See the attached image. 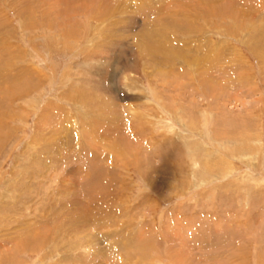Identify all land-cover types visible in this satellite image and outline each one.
Listing matches in <instances>:
<instances>
[{
    "label": "rangeland",
    "instance_id": "374dc122",
    "mask_svg": "<svg viewBox=\"0 0 264 264\" xmlns=\"http://www.w3.org/2000/svg\"><path fill=\"white\" fill-rule=\"evenodd\" d=\"M0 264H264V0H0Z\"/></svg>",
    "mask_w": 264,
    "mask_h": 264
},
{
    "label": "bare ground",
    "instance_id": "6f19581e",
    "mask_svg": "<svg viewBox=\"0 0 264 264\" xmlns=\"http://www.w3.org/2000/svg\"><path fill=\"white\" fill-rule=\"evenodd\" d=\"M157 46H156V48H155V50L154 51H156V50H158V51H160L159 52V55H162V56H164V57H166V60H172V58L174 57H176V55H178V54H173L172 52H167L166 50H163L164 48H162V44H159V43H157L156 44ZM160 45V46H159ZM154 54L156 55L157 53L156 52H154ZM158 55V54H157ZM165 59V58H164ZM174 60V59H173ZM163 61V60H162ZM164 62V61H163ZM204 60H200V66H202L203 64H204ZM166 65V64H165Z\"/></svg>",
    "mask_w": 264,
    "mask_h": 264
}]
</instances>
